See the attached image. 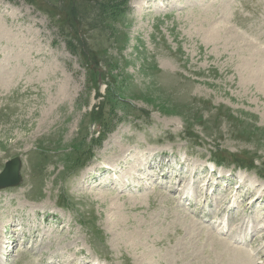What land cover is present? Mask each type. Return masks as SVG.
Masks as SVG:
<instances>
[{
  "label": "rangeland",
  "instance_id": "obj_1",
  "mask_svg": "<svg viewBox=\"0 0 264 264\" xmlns=\"http://www.w3.org/2000/svg\"><path fill=\"white\" fill-rule=\"evenodd\" d=\"M0 26V264H238L218 232L264 226V81L240 73L264 68V0H0Z\"/></svg>",
  "mask_w": 264,
  "mask_h": 264
},
{
  "label": "bare ground",
  "instance_id": "obj_2",
  "mask_svg": "<svg viewBox=\"0 0 264 264\" xmlns=\"http://www.w3.org/2000/svg\"><path fill=\"white\" fill-rule=\"evenodd\" d=\"M208 33H209V35L207 34V36L206 35H204L203 37H205L206 36V38L205 39H208V42H211V41H214L215 39H222V34L224 33V30L223 29H221V28H219V27H216V25L215 26H209L208 27ZM7 30H8V28H7ZM0 31H4V32H7L6 30H5V28L3 27V26H0ZM227 32V31H226ZM232 35V34H231ZM234 35V34H233ZM235 36V35H234ZM230 41H231V43H230V46L233 48L232 50L235 52V53H238V56H241V57H243L242 55H241V51H247V52H249L246 48H244L245 46H242V45H239L238 43H236L237 42V40H236V42H234L232 39H230ZM8 42V41H7ZM224 45H226V44H224ZM219 46H223L222 44H219ZM227 46V45H226ZM233 54V53H232ZM257 55H254V54H252L251 52L249 53V55L248 56H245L244 57V59H243V61H242V64L240 63V73L242 74H240L242 77H243V75L244 76H248L247 75V73L246 74H244L243 73V69L244 68H246L247 67V65H249V68H250V70H249V76H248V82H250V83H255V85L259 88V86H258V84H257V82L256 81H258V82H261L262 80L264 81V68H263V66H262V64H255L254 62L257 60L258 62H259V58L258 57H256ZM6 57V56H5ZM7 61L9 60V56H7L6 58H5ZM13 59V58H12ZM3 60V59H2ZM240 61V60H239ZM262 63H264V61H262V60H260ZM4 65V61H0V67H1V70H0V78H1V72L3 71V66ZM243 68V69H242ZM5 71V70H4ZM3 71V72H4ZM260 76H262V78H260ZM241 78V77H240ZM241 79H243V78H241ZM256 80V81H255ZM244 82H247V81H245L244 80ZM36 110V109H35ZM49 111V110H48ZM173 159V158H172ZM173 161V160H172ZM180 162V165L182 164L183 165V163H184V161H182V160H180L179 161ZM160 164V163H159ZM180 165H176L175 167H178V172H179V174L181 175L183 172L181 171L182 170V167L180 168ZM173 166V165H172ZM163 167H165V166H163ZM201 170H203L202 169V167H201ZM112 171V170H111ZM150 171L151 170H144V173L143 174H146L145 172H148V173H150ZM169 171V170H168ZM201 173H202V171H201ZM219 173H221V172H219ZM184 175V174H183ZM185 177H186V174L184 175ZM194 175L192 174V175H189V177L191 178L190 180H191V182H192V180H193V177ZM208 176V175H207ZM183 177V176H182ZM194 177H196V180H193V183H197V185L199 186V184L201 183V186L202 185H204V189L203 190H205V185L207 186V182H206V179H204L203 177H201V178H199L200 176H197V175H195ZM213 176H211V177H209L211 180H213V182H209L208 183V187L210 188V183H213L212 185H213V188H215V190L214 191H212V190H210V191H208L207 190V193H203V194H201V199H203L204 198V201L206 200V198L208 197V195H211V194H214V195H217V197L218 198H221V196H220V194H218V193H222L221 191H219L218 192V188L219 187H216V184H220L221 183V180H216L215 179V177H213ZM220 177H221V175H220ZM208 178V177H207ZM184 179V178H183ZM204 180V181H203ZM186 181V180H185ZM222 181H223V184L225 185V183H227L228 181L227 180H223L222 179ZM240 182V181H239ZM174 184V186L176 185V182L175 183H173ZM190 184V183H189ZM221 185V186H224V185ZM238 184V183H237ZM200 187V186H199ZM181 188H182V186H181ZM181 188H179V189H181ZM177 190V189H176ZM227 190V189H226ZM225 193V192H224ZM250 195V194H249ZM224 197H227V196H223V198ZM255 197V196H254ZM182 198H184V195H181V199ZM253 200V199H252ZM187 201V200H186ZM223 201H226V200H222V202H221V207H222V203H223ZM253 202V201H252ZM198 215V217H201V214H197ZM245 220V219H244ZM193 221V220H192ZM199 228V227H198ZM198 231V230H197ZM192 233V232H191ZM262 237H263V234L261 235ZM260 236V237H261ZM214 238V237H213ZM217 239V238H216ZM213 242V241H212ZM226 241H221L220 240V244L221 245H223L224 243H225ZM220 245V246H221ZM224 247H228V246H224ZM216 250V249H215ZM235 250V249H234ZM218 251V250H217ZM219 252V251H218ZM222 253V252H221ZM230 253V252H229ZM175 255V254H174ZM218 255V254H217ZM220 255V254H219ZM221 255H223V253L221 254ZM220 255V256H221ZM233 255H235V257L237 258V259H239V260H241V261H243V262H245L246 264H252V258L250 257V255L246 252V251H243L241 248H238L237 249V252H236V254H233ZM261 256H264V254H262ZM219 259V258H218ZM234 259V258H233ZM227 261H229V260H227ZM233 260L231 259V261L230 262H232Z\"/></svg>",
  "mask_w": 264,
  "mask_h": 264
},
{
  "label": "water",
  "instance_id": "obj_3",
  "mask_svg": "<svg viewBox=\"0 0 264 264\" xmlns=\"http://www.w3.org/2000/svg\"><path fill=\"white\" fill-rule=\"evenodd\" d=\"M20 168L21 161L18 157L7 160L0 172V188L18 184L21 180Z\"/></svg>",
  "mask_w": 264,
  "mask_h": 264
}]
</instances>
